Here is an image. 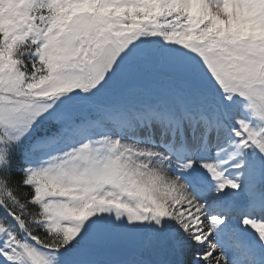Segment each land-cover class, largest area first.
I'll list each match as a JSON object with an SVG mask.
<instances>
[{
    "label": "snow or ice",
    "instance_id": "6c2138e0",
    "mask_svg": "<svg viewBox=\"0 0 264 264\" xmlns=\"http://www.w3.org/2000/svg\"><path fill=\"white\" fill-rule=\"evenodd\" d=\"M0 264H264V0H0Z\"/></svg>",
    "mask_w": 264,
    "mask_h": 264
}]
</instances>
